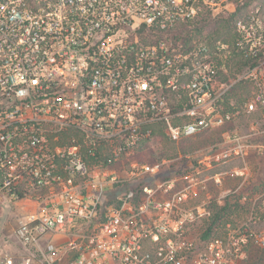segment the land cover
<instances>
[{
	"label": "built area",
	"instance_id": "built-area-1",
	"mask_svg": "<svg viewBox=\"0 0 264 264\" xmlns=\"http://www.w3.org/2000/svg\"><path fill=\"white\" fill-rule=\"evenodd\" d=\"M244 2L0 0V199L27 206L0 264H242L264 243L255 207L209 240L198 232L232 192L227 173L204 170L264 154V121L139 158L158 130L179 142L234 122L224 101L240 82L245 111L264 112V5L236 21L234 43L175 38ZM234 51L252 61L229 82Z\"/></svg>",
	"mask_w": 264,
	"mask_h": 264
},
{
	"label": "trees",
	"instance_id": "trees-1",
	"mask_svg": "<svg viewBox=\"0 0 264 264\" xmlns=\"http://www.w3.org/2000/svg\"><path fill=\"white\" fill-rule=\"evenodd\" d=\"M256 1L264 5V0H245L244 4L239 3L235 12L220 15L218 17L207 16L199 21L191 23L190 27H183L175 35V38L187 45L197 40H205L211 45H214L217 41L234 43L236 38L235 23L244 16L251 4ZM217 28V29H216ZM214 30V31H213ZM229 33L228 38L221 37L224 32ZM232 65L228 75L225 76V80L232 81L243 70L245 66L252 60L245 58L241 52L234 51L232 58H230ZM249 94V88L246 84L240 82L233 86L224 104L228 110L237 111L239 114L235 117L234 122L219 129L213 131H207L199 133L197 135L187 137L179 142L172 141L168 134L162 130H158L152 137V140L145 138L140 146L139 158L150 162L162 160L163 158H173L180 154H187L197 149L212 145L223 138L225 131L233 130L238 127L239 124L246 123L248 125L247 131L251 121L262 120L264 121V112L247 113L244 109V103ZM257 141H264V137H256ZM160 141H166L174 143V153L169 154L164 149L155 148L156 143ZM171 149V148H170ZM177 154V155H176ZM195 161V159H193ZM252 182V180H251ZM227 188H230L232 192L224 197L223 203L220 204L215 198L212 199L210 206L213 208L212 216L207 219L204 225L199 229V235L202 240H209L214 236H217L223 232L226 223L230 220H234L238 216V212L244 208V204L241 201L244 198V193L248 188V183L237 190V185L227 184ZM218 194L215 191L214 195ZM263 216V215H262ZM257 218V214L255 219ZM264 259L259 256V260H256L250 264H263Z\"/></svg>",
	"mask_w": 264,
	"mask_h": 264
},
{
	"label": "rangeland",
	"instance_id": "rangeland-1",
	"mask_svg": "<svg viewBox=\"0 0 264 264\" xmlns=\"http://www.w3.org/2000/svg\"><path fill=\"white\" fill-rule=\"evenodd\" d=\"M228 35L227 31L221 37L228 38ZM238 128L241 132H246L248 125L242 122V124L238 125ZM174 146V143L160 141L156 143L155 148L157 151L164 149L166 152L169 151V154H173L175 152ZM176 157H179V155ZM216 171L227 173L223 188H227V184L242 187L248 183V188L245 191L246 193H244L246 199L241 200L245 206L238 212L236 218L240 221L247 219L250 217V210L255 207L257 218L253 223L254 230L256 233H261L264 237V154L259 153L258 150H253L245 157H234L219 166L207 167L203 173L209 176ZM208 185L209 192L213 193L216 191L212 182H208ZM26 207V205L22 207L18 203H11L10 206H7L6 202L0 199V253L14 247L13 243H11L13 242L11 236L12 227L18 215L26 211ZM259 256L264 259V243L253 240L247 246V258L242 264L253 263L259 260Z\"/></svg>",
	"mask_w": 264,
	"mask_h": 264
}]
</instances>
